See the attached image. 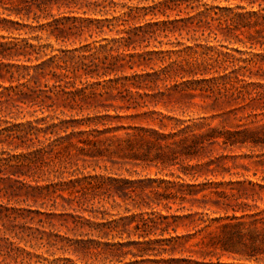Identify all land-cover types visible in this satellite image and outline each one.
I'll return each instance as SVG.
<instances>
[{
    "label": "trees",
    "instance_id": "16d2710c",
    "mask_svg": "<svg viewBox=\"0 0 264 264\" xmlns=\"http://www.w3.org/2000/svg\"><path fill=\"white\" fill-rule=\"evenodd\" d=\"M134 1L137 4H133ZM151 1L152 5L148 6V0H0L2 10L0 12V82L9 83L7 87L0 86L2 89L0 111L19 108L20 105L43 106L45 99L50 100L52 104L60 100L65 107L82 110L96 97L111 95L113 92L125 103L126 110H137L145 106L137 99L150 96L146 92L147 89L156 85L158 81L177 78L180 80L190 78L186 82L197 85L205 82L208 89L216 90L220 95L229 93V96L249 98L251 104L257 100H262L264 103V84L253 81L264 82V50L259 51L264 47V0H223L227 4L223 7L214 4L217 0ZM233 3L234 6L231 7ZM141 4L145 5L141 6ZM117 7H120V10L115 16L116 10L113 9ZM107 8L114 11L110 18L90 17L102 11L107 14ZM53 10L57 13L52 14ZM172 11L185 12L186 17L171 21L150 19L144 24L136 22L148 14L168 16V12ZM108 33L111 34L109 40L103 37ZM85 34H88L90 38L101 37V40L94 42L93 47L87 44L69 49L65 46L70 40L80 41ZM169 35H177L185 39V43L178 41L182 48L158 52L144 51L150 40L166 38ZM241 36H245L246 41H243ZM103 41L104 44H102ZM157 42L160 43V41ZM234 43L244 45L247 51L235 50L239 54V57H236L229 47ZM54 44L58 48H53ZM47 49H50L49 53L46 52ZM171 54L175 55V58H172ZM154 56H159L156 59L166 64H162L159 69L150 67L151 72H147L144 68L150 66ZM136 68L141 70L137 71ZM212 73L215 75L208 77ZM197 76L201 78L195 79ZM258 88L263 92H259ZM202 89L205 88H199V90ZM52 104L46 106L51 107ZM147 114L143 112L141 115ZM97 120V118L87 117L80 122L72 123L90 126ZM59 123L65 125L68 122ZM24 126L34 128L31 122L4 127L0 134L4 135L5 139H0V142L10 140L13 143L17 140L21 143L17 144L15 149L24 147L25 144L22 143H25L31 131V129L25 130ZM56 126V124L50 125L52 128ZM74 127L72 126L69 134L71 137L66 136L67 140L85 133V131L75 133ZM59 129L67 133L69 127L64 126ZM37 130L45 132L43 129ZM220 135L216 137H223V144L256 146L264 143V125L255 130H236L227 132L225 136ZM174 136L159 135L153 130L135 128L132 134H126L125 143L130 151L134 149L139 151L132 152L134 160L143 162L145 166L160 165L162 169H165L179 162L174 156L173 162L168 164L161 153L163 149H171L167 140ZM211 139L215 137L208 138V140ZM49 140L51 139L48 138L46 143L41 142L34 151L26 154L4 157V152L0 153V173L4 175V178L0 180L7 181L10 186V190L0 188V196L7 195L11 198L19 195V188L25 189L26 198L43 195L44 192L56 194L68 191L80 207L85 206L89 198L104 195L108 198H128L140 210V207H147L150 211L141 210L139 214H133L130 217L102 220L100 223L84 219L83 216L70 215L73 223L71 230L86 229V233H83L85 239L71 240L57 233H46L41 230L40 228H44L45 225L50 227L53 225L48 220L49 216L39 210H25L0 204V220L6 219L9 224H1L4 230L3 236L0 237V248H4L5 254L12 260H17L20 256L24 259L30 255L24 249L15 246L14 242L9 241L14 238L20 240L23 236L33 241H41L50 247L59 246V250L71 252L85 264L88 260L102 264L121 263L128 254L139 258L160 256L161 252H173L175 249L173 243H178L177 241L183 237L176 234L177 223L183 219H189L194 224L197 229L194 234L204 233L208 237L207 242L200 240L206 248L210 247L214 250L218 247L222 252L246 260L264 258V210L245 214L251 206L243 202L250 197L255 203L256 200L252 195L259 196L264 190V185L248 182V187H242V190H237V193L226 194L224 191H219L222 183L215 184L209 180L203 184L192 185L164 179L148 180L139 182L141 184L138 187L140 201H135V198L130 195V192L134 193V191L129 190L128 180L116 178L87 175L81 179L71 178L62 182H50L43 186H31L22 182L17 187L11 185V182H19L12 181L11 177L25 176L26 170H30L36 163L39 164L40 171L43 168L54 170L53 158L56 154L62 152L66 157H70V148L77 147L76 143L69 142L68 146L61 148L60 152L52 154L58 144L55 143L56 140L48 143ZM196 140L197 137L193 136L191 142L196 143ZM83 141L94 143V141ZM26 149L29 147L26 146ZM151 153H153L152 158H150ZM50 154L53 157H50ZM59 169L53 172H61ZM195 170L196 167L191 165L180 166V172L183 175L190 176L196 181ZM152 183H157V188L164 185V192L176 188L178 184L176 194L179 193L182 200L185 199V195L202 193V198L214 195L222 199L221 201L217 199L214 203L224 208L231 207L233 213L231 216L212 219L201 214L195 217L196 213L182 216L162 215L160 211H154L151 204L146 201L149 196L142 187ZM229 184L232 185V182H228ZM242 185L243 183H240V186ZM194 186L199 189L194 190ZM153 189L151 187L149 191L152 192ZM235 189L230 188L231 191ZM154 194L159 193L155 190ZM57 195L65 200L62 195ZM173 196L176 195L173 194ZM232 201L235 202L234 206L230 205ZM86 209L87 206L84 210ZM90 210L93 213L92 208ZM237 211H241L242 214L236 216ZM41 215L44 219L35 217ZM56 215L53 214V216ZM57 216L63 218L62 214ZM170 231L174 233L173 236L170 235ZM218 232L220 238L215 240L214 234ZM125 234L127 238L138 235L142 241L128 240L123 243L115 241V238L121 239ZM165 234L169 237L157 238H162ZM93 236L95 239L92 238ZM108 237H111L113 241H108ZM152 237L156 238L152 239ZM174 262L177 261L172 259L152 261L154 264ZM184 262L192 263L190 260H184ZM216 264L222 263L218 261Z\"/></svg>",
    "mask_w": 264,
    "mask_h": 264
},
{
    "label": "rangeland",
    "instance_id": "374dc122",
    "mask_svg": "<svg viewBox=\"0 0 264 264\" xmlns=\"http://www.w3.org/2000/svg\"><path fill=\"white\" fill-rule=\"evenodd\" d=\"M159 1V0H155ZM133 4H137L135 1ZM215 5L220 7L227 4L223 0H217ZM145 4H141L143 6ZM148 6L152 5V1L148 0ZM234 6V3L231 7ZM108 9V8H107ZM115 16L118 15L120 7H117ZM112 9H108V13H98L96 15H90L92 18L103 19L113 14ZM256 10V9H255ZM0 12L2 10L0 9ZM57 11L53 10L52 14H56ZM81 13V12H80ZM82 16V15H79ZM4 17V15H2ZM186 17V13H177L176 11L168 12V16H152L146 15L143 18H139L136 22L144 24L147 20L163 21V20H177L178 18ZM27 30V29H24ZM108 40L111 38V34L103 36ZM243 41H246L245 36H241ZM101 37H88L85 34L82 39L70 40L66 42L65 46L69 49L73 47H79L83 45L94 46V42L100 41ZM157 41H160L158 43ZM185 43V39H181L177 35H169V37H159L157 40H150L144 51H166L176 48H182L181 44ZM105 42L103 41L102 44ZM232 49V53L239 57V54L235 52L247 51V48L238 43L229 45ZM53 48H58L54 44ZM50 49H47L49 53ZM264 50L259 49L260 52ZM141 52L140 49H137ZM161 56V55H159ZM154 56L153 62L149 67L144 69L147 72H151V68L159 69L162 64L166 62H160ZM172 58L175 55L171 54ZM142 68V66L140 67ZM139 71L141 69L136 68ZM215 75L212 73L208 77ZM206 77V78H208ZM201 76H197L195 79H200ZM190 78L184 80L169 79L167 81H158L156 85H153L146 92L150 95L137 99L138 102L145 106L137 110H126L125 103L119 99V96L113 92V94L104 95L103 97H96L91 104L85 105L82 110L78 108L70 109L63 106L60 100L53 102L45 99L43 106H26L20 105L19 108H13L10 110L3 109L0 111V131L7 126L25 125L27 122H31L34 128L24 126L25 130H30L27 138L25 139L24 147L15 149L20 141L13 143L10 140L0 142V153H3L4 157L8 155H20L26 154L30 151H34L40 143H46V140L58 145L54 148V153L60 152L61 148L68 146L69 142L76 143L77 147L70 148V157H66L65 153L56 154V158H53L55 169L60 168L58 172L50 171L47 168L39 170V164L33 165L30 170H26L25 176L11 177L12 181L18 180L19 182H11V185L17 187L20 182L25 184L35 185H47L50 182L67 181L71 178L81 179L84 176H98L103 178H116L128 180L130 182L129 190L135 198V201H140L141 195L139 194L141 185L139 182H146L148 180H169L175 183L183 184H203L207 180L219 184V191H224L226 194L231 192L237 193V190H242V187H248V182L258 183L264 185V143L256 146L251 144H223V137L220 134L227 135V132H234L236 130L250 129L255 130L261 125H264V103L262 100H257L254 103H250L249 98H242L236 96L220 95L216 90L208 89V85L205 82L200 84H191L186 82ZM260 84H264L263 81H255ZM0 86H9L8 82H0ZM205 88L199 90V88ZM193 88H196L193 90ZM100 89V88H99ZM2 89L0 88V91ZM259 92H263L258 88ZM52 104L51 107L46 105ZM143 112H147L146 116H142ZM140 116H134V115ZM87 117L93 119L97 118V122L87 125H79L72 123L73 121L80 122ZM43 119V120H42ZM67 121L65 125H60L59 122ZM37 122V124L35 123ZM51 124H56L55 128L50 127ZM68 126L67 133L60 130V127ZM72 126H75V133L79 131H85L82 135L78 134L69 140L66 136L70 134ZM24 127H22L24 129ZM135 128H145L157 132L159 135L170 136L175 135L173 138H169L167 143L171 149H163L161 151L164 161L170 164L172 157H176L179 162L174 166H169L162 169L160 165L155 167L154 165H143V162L134 160L132 152H139L136 149L130 151L127 148L125 141L127 140L126 134H132ZM37 129H43L39 131ZM16 132V131H14ZM205 135V136H204ZM70 136V135H69ZM197 137V142H191V139ZM211 136V137H210ZM71 137V136H70ZM208 140V138H213ZM0 139H5V136L0 134ZM31 139V140H27ZM186 139V141H183ZM94 141L93 142H85ZM85 142V143H81ZM175 144L173 145V143ZM202 142V143H201ZM26 146L29 149H26ZM173 152H175L173 154ZM173 154V155H172ZM52 155L50 154V157ZM151 153L150 158H152ZM53 157V156H52ZM176 161V160H175ZM191 165L196 167V181L191 179L190 176H185L180 172L181 165ZM24 171V170H23ZM180 177V178H178ZM0 178H4V175L0 173ZM228 182H232V185ZM240 183H243L240 186ZM164 185L161 188H157V183L144 185L145 192L148 194V201L154 211L162 215H186L197 214L206 215L210 219L219 218L232 215L231 207L224 208L220 204L214 203L218 198L214 195L202 198V193L197 195H185V199H181L179 193L176 194L178 184L176 188H171L164 192ZM154 189L151 191L150 188ZM231 187L236 188L230 190ZM0 188L10 190L9 183L7 181L0 180ZM73 191L72 187H70ZM194 190H198L199 187L194 186ZM158 191L159 194H154V191ZM19 195L8 198L7 195L0 196V204L6 207H15L20 209L39 210L49 216L48 220L53 227L45 225L44 230L46 233L52 232L58 234L67 239H85L83 233H86V229H75L73 227L72 219L70 215L83 216L84 219L92 220V222L100 223L102 220H119L120 218L130 217L133 214H139L141 210L143 212H149L147 207H140L141 210L133 205L134 202L128 198L121 199L118 197L108 198L106 196L89 198L85 202V206L80 205L73 199L72 195L66 192H57L56 194L46 192L43 195L26 198L24 188L18 189ZM208 191H206L207 193ZM57 194L63 196L65 200L60 198ZM175 194L176 196H173ZM78 195V194H75ZM251 196V195H246ZM256 200L255 203L250 199L243 202L251 206L250 210H247L245 214H252L253 212L264 210V190L259 196L252 195ZM204 200V201H202ZM222 200V199H218ZM231 206L235 205V202H230ZM87 206V209L84 208ZM257 207V208H255ZM92 208V212L90 211ZM62 214L63 218H59L57 215ZM236 216H240L241 211H237ZM36 218H43L44 216H35ZM90 217H92L90 219ZM65 219V220H64ZM1 224L9 225L6 219L0 220V237L3 236L2 231L4 228ZM196 227L191 223L189 219L180 220L177 223L176 234L183 236L180 240L174 242V251L171 253H162L160 256L151 255L149 257L139 258L133 257L128 254L124 257L121 263L113 264H154L153 260H174L172 264H186L184 260H190L191 264H216L218 261L222 264H264V258L258 260H246L239 256L229 255L222 252L218 247L217 249L206 248L200 243L203 239L208 241V237L204 233H195ZM36 233V232H35ZM37 234V233H36ZM187 234H194L187 237ZM170 235H174L170 231ZM215 240L219 237L218 234H214ZM216 235H218L216 237ZM213 236V235H212ZM169 235L165 234L162 238H168ZM92 238L95 239V236ZM156 237H152L155 239ZM106 240V239H103ZM130 241H142L138 235H131L127 238L126 234L120 239L115 238V241L127 242ZM14 242V245L24 249L30 255L23 259L22 256L17 260H12L5 254V249L0 248V264H85L84 261H80L71 252L59 250V246L50 247L44 245L41 241H33L23 236L22 239H9ZM108 241L112 242L113 239L108 237ZM4 245V242H2ZM211 251V253H210ZM87 264H102L101 262H93L88 260ZM108 264V263H107ZM161 264V263H160Z\"/></svg>",
    "mask_w": 264,
    "mask_h": 264
}]
</instances>
